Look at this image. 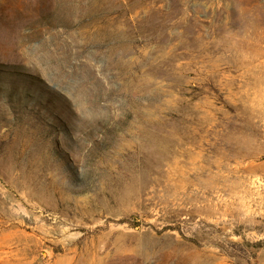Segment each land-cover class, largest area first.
<instances>
[{
	"label": "rangeland",
	"instance_id": "obj_1",
	"mask_svg": "<svg viewBox=\"0 0 264 264\" xmlns=\"http://www.w3.org/2000/svg\"><path fill=\"white\" fill-rule=\"evenodd\" d=\"M0 264H264V0H0Z\"/></svg>",
	"mask_w": 264,
	"mask_h": 264
},
{
	"label": "bare ground",
	"instance_id": "obj_2",
	"mask_svg": "<svg viewBox=\"0 0 264 264\" xmlns=\"http://www.w3.org/2000/svg\"><path fill=\"white\" fill-rule=\"evenodd\" d=\"M193 173V172H192Z\"/></svg>",
	"mask_w": 264,
	"mask_h": 264
}]
</instances>
